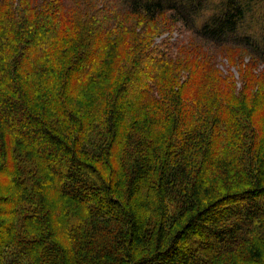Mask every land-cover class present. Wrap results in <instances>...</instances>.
I'll return each instance as SVG.
<instances>
[{
	"label": "trees",
	"instance_id": "1",
	"mask_svg": "<svg viewBox=\"0 0 264 264\" xmlns=\"http://www.w3.org/2000/svg\"><path fill=\"white\" fill-rule=\"evenodd\" d=\"M18 1L0 0V259L14 249L30 264H264V105L246 116L213 89L211 70L189 74V60L148 51L139 24L99 60L127 17L169 14L197 44L264 64V32L249 30L264 0H112L117 17L87 13L64 31L50 15L33 23L20 8L31 0ZM58 39L75 49L70 70L29 83L12 67L28 51L50 55ZM110 62V78L75 102L74 84ZM121 65L130 71L119 78ZM172 66L168 84L160 76Z\"/></svg>",
	"mask_w": 264,
	"mask_h": 264
},
{
	"label": "rangeland",
	"instance_id": "2",
	"mask_svg": "<svg viewBox=\"0 0 264 264\" xmlns=\"http://www.w3.org/2000/svg\"><path fill=\"white\" fill-rule=\"evenodd\" d=\"M35 1V2H34ZM31 0V2L21 3L20 8L24 10H28V14L31 15V20L33 23L35 21H40V17L50 15V19L57 20L62 24L61 30L64 31L71 22L72 24L86 22L90 17L87 13L94 14L96 19H99L101 16L98 14L107 13L108 9L112 11H117V15L121 13L120 6L111 3L109 0ZM85 1V2H81ZM18 0H12L13 9L19 8ZM215 3H219V0H214ZM65 4V9H59L58 5ZM88 5L93 6V9H89ZM11 5L7 7L5 10L10 11ZM82 12V13H81ZM87 15V16H86ZM206 16L208 13L205 14ZM86 16V17H85ZM47 17V16H46ZM45 17V18H46ZM44 18V19H45ZM80 18V20H77ZM128 21L124 22V28H122V33L115 32L114 28L109 30V38H113L114 34L118 35L119 38L115 43L113 41L108 42V52L103 53L99 60H109L111 57H115V55L122 49V45L124 44V40L129 36L125 31L131 28L132 25L139 24V28L143 27V32L145 31V35L148 37V43L151 45L150 49L152 50H166L168 49L173 52L172 58L176 61L175 63H179L181 61L189 60L188 63L191 65L188 68L189 74L192 71L194 74L197 71H205L210 72L211 75H216L217 84H212L213 89L218 91V87H222L223 95L230 94V97H234L236 101H239L241 104H238L241 108H245L246 116L248 115V108L253 104L260 103L264 105V64L259 61H256L249 55L246 51L235 47L229 46L223 49L212 48V46L205 43H198L195 39L194 33L187 30L181 23H174L169 20V14L164 15L159 18L155 24L148 23L143 16H130L127 17ZM116 19V18H115ZM114 19V22H115ZM256 22L258 19L261 21L260 24H257V28L251 18L247 22L253 24L249 30L250 33H256L260 35L264 32V3L259 7L258 11L255 15ZM43 20V19H42ZM96 20V24H97ZM113 19H101L100 27L105 26L109 23H114ZM52 25V24H50ZM98 25V24H97ZM119 31V30H117ZM102 32V31H100ZM99 31H96L97 35ZM104 33V32H102ZM120 33V34H119ZM264 34V33H263ZM56 45L53 46L50 55L41 51L40 53H29L26 58L21 59L16 66L15 63L12 67H15L16 71L21 72V77L29 81V83H42L46 79H52L51 72L53 69L59 71L60 68L64 69L69 67V70L72 68V58L75 56L73 53L75 49L66 51L64 50L65 45L59 42V39L56 41ZM170 46H167V45ZM195 46H193V45ZM167 47V48H166ZM178 47V49H177ZM126 48L132 53V43L126 42ZM177 50V51H176ZM177 54H176V52ZM12 53V52H9ZM36 54L38 56H36ZM8 55V54H7ZM127 57V55L125 56ZM124 57V58H125ZM11 57H9L10 59ZM37 58V59H36ZM203 60H200L202 59ZM126 59V58H125ZM199 59V60H197ZM36 62L41 66V68H37ZM184 66L185 63H182ZM192 65L194 67H192ZM46 68H42V67ZM71 67V68H70ZM97 67V66H95ZM114 65L110 62L107 67H97L89 76L86 77L85 80L77 81L74 84L75 92L72 94V98L75 102L80 101L82 104L89 100L91 97L92 89L100 80H108L110 78V74L113 71ZM172 66L170 68L169 73L163 74L165 77L160 79H164L168 84L172 83V77L174 76V68ZM179 69V64L176 65ZM177 69V71H178ZM23 71L25 73H23ZM130 69L125 68L124 65H121L120 74H127ZM97 72V73H96ZM72 74V72H70ZM105 74V75H104ZM102 75V76H101ZM105 76V78H103ZM7 76H3L1 73L0 79L6 81ZM99 80V81H98ZM132 80V79H131ZM215 80V78H214ZM57 83V82H56ZM103 83V81H100ZM132 83V82H131ZM17 88H20L17 82ZM234 95V96H233ZM213 97V96H212ZM227 97V96H226ZM216 98V94L214 95ZM217 99V98H216ZM262 99L263 101H259ZM256 101V102H254ZM236 104L233 103L232 107ZM94 136H97L94 133ZM20 256L17 251L14 249H10L6 252V254L0 259V264H30L27 260H20Z\"/></svg>",
	"mask_w": 264,
	"mask_h": 264
}]
</instances>
